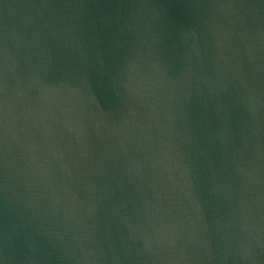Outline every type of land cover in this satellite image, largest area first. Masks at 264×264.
<instances>
[{"label": "water", "instance_id": "water-1", "mask_svg": "<svg viewBox=\"0 0 264 264\" xmlns=\"http://www.w3.org/2000/svg\"><path fill=\"white\" fill-rule=\"evenodd\" d=\"M0 264H264V0H0Z\"/></svg>", "mask_w": 264, "mask_h": 264}]
</instances>
